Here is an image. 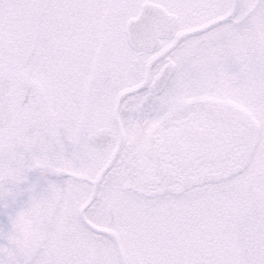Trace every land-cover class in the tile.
<instances>
[{
    "label": "snow or ice",
    "instance_id": "6c2138e0",
    "mask_svg": "<svg viewBox=\"0 0 264 264\" xmlns=\"http://www.w3.org/2000/svg\"><path fill=\"white\" fill-rule=\"evenodd\" d=\"M0 264H264V0H0Z\"/></svg>",
    "mask_w": 264,
    "mask_h": 264
}]
</instances>
